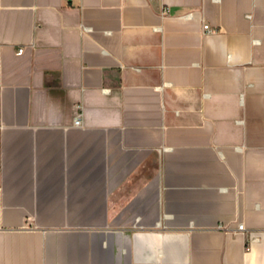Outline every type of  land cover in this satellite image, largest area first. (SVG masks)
<instances>
[{"label": "crops", "instance_id": "1", "mask_svg": "<svg viewBox=\"0 0 264 264\" xmlns=\"http://www.w3.org/2000/svg\"><path fill=\"white\" fill-rule=\"evenodd\" d=\"M0 264H264V0H0Z\"/></svg>", "mask_w": 264, "mask_h": 264}, {"label": "built area", "instance_id": "2", "mask_svg": "<svg viewBox=\"0 0 264 264\" xmlns=\"http://www.w3.org/2000/svg\"><path fill=\"white\" fill-rule=\"evenodd\" d=\"M169 11H170L169 8H165V9L163 10L162 14H167V13H169ZM204 29H205V31H212V28H211L208 24H205V25H204ZM23 52H24V48H19V50H18V54H21V53H23ZM75 120H76L77 123H79L80 120H81L80 115L77 116V117L75 118ZM238 230H239V231L244 230V225H243V224H240V225L238 226Z\"/></svg>", "mask_w": 264, "mask_h": 264}]
</instances>
